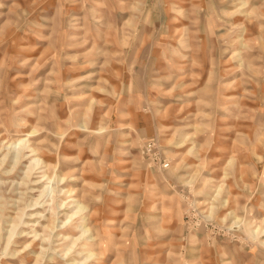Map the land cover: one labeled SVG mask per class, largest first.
I'll return each mask as SVG.
<instances>
[{
  "label": "rangeland",
  "instance_id": "rangeland-1",
  "mask_svg": "<svg viewBox=\"0 0 264 264\" xmlns=\"http://www.w3.org/2000/svg\"><path fill=\"white\" fill-rule=\"evenodd\" d=\"M0 264H264V0H0Z\"/></svg>",
  "mask_w": 264,
  "mask_h": 264
},
{
  "label": "bare ground",
  "instance_id": "bare-ground-1",
  "mask_svg": "<svg viewBox=\"0 0 264 264\" xmlns=\"http://www.w3.org/2000/svg\"><path fill=\"white\" fill-rule=\"evenodd\" d=\"M21 142H23V141H21ZM20 155H21V154L19 153L18 156H17L16 158H17V159L20 158ZM85 231H86V230H85Z\"/></svg>",
  "mask_w": 264,
  "mask_h": 264
}]
</instances>
